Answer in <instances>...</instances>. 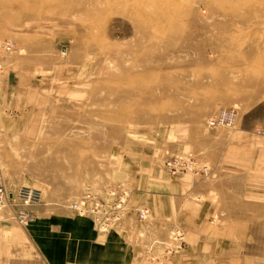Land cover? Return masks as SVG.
Segmentation results:
<instances>
[{
    "label": "rangeland",
    "instance_id": "374dc122",
    "mask_svg": "<svg viewBox=\"0 0 264 264\" xmlns=\"http://www.w3.org/2000/svg\"><path fill=\"white\" fill-rule=\"evenodd\" d=\"M0 172V264H264V0H0Z\"/></svg>",
    "mask_w": 264,
    "mask_h": 264
},
{
    "label": "built area",
    "instance_id": "2783aa9c",
    "mask_svg": "<svg viewBox=\"0 0 264 264\" xmlns=\"http://www.w3.org/2000/svg\"><path fill=\"white\" fill-rule=\"evenodd\" d=\"M223 121V119L212 120L209 122V126L216 128L217 125L223 124ZM178 161V159L174 158L168 163L170 170L174 173H178ZM42 200L43 195L40 190L27 187L10 189L0 172V215L10 210L12 219L25 223L31 217L29 210L39 205Z\"/></svg>",
    "mask_w": 264,
    "mask_h": 264
},
{
    "label": "bare ground",
    "instance_id": "6f19581e",
    "mask_svg": "<svg viewBox=\"0 0 264 264\" xmlns=\"http://www.w3.org/2000/svg\"><path fill=\"white\" fill-rule=\"evenodd\" d=\"M76 206V205H75Z\"/></svg>",
    "mask_w": 264,
    "mask_h": 264
}]
</instances>
